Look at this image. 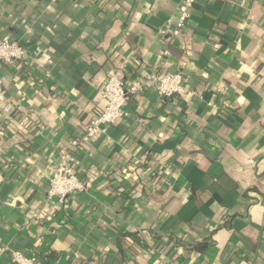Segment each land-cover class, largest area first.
<instances>
[{
    "label": "crops",
    "instance_id": "1",
    "mask_svg": "<svg viewBox=\"0 0 264 264\" xmlns=\"http://www.w3.org/2000/svg\"><path fill=\"white\" fill-rule=\"evenodd\" d=\"M181 3L0 0V37L28 52L2 71L0 264H264V0H198L175 38ZM155 71L186 93L131 98L83 148L86 190L50 201L107 80Z\"/></svg>",
    "mask_w": 264,
    "mask_h": 264
},
{
    "label": "built area",
    "instance_id": "2",
    "mask_svg": "<svg viewBox=\"0 0 264 264\" xmlns=\"http://www.w3.org/2000/svg\"><path fill=\"white\" fill-rule=\"evenodd\" d=\"M197 1L182 0L179 9L180 17L177 27L172 33L173 37L177 38L180 35L182 28L190 19V11ZM161 35H168L167 30H162ZM27 56V50L19 42L0 37V142L6 138L8 131V125L6 122H2V117L11 118L17 113L15 104L10 102L7 97L2 71L5 67L16 68ZM150 88H154L163 100H169L186 93L185 78L179 73L161 75L155 71L143 81L135 82L130 78L119 79L116 76L107 80L103 90L107 102L106 107L86 126L80 136L72 140L70 149L60 153V161L55 168L48 192L50 201L63 204L73 195L86 190L82 171L84 146L102 134L104 128L123 120L127 116L128 101L144 94ZM4 180L0 166V187ZM2 253H6V250L0 248V254ZM10 253L12 264L41 263L39 257L28 255L22 251H11Z\"/></svg>",
    "mask_w": 264,
    "mask_h": 264
},
{
    "label": "trees",
    "instance_id": "3",
    "mask_svg": "<svg viewBox=\"0 0 264 264\" xmlns=\"http://www.w3.org/2000/svg\"><path fill=\"white\" fill-rule=\"evenodd\" d=\"M173 98H174V97H173ZM8 121H10V119H6V120H5V119H4V120L2 119V122H8ZM134 235H136V234H135V233H129V234L123 236L122 238H127V237H131V236H134ZM162 238H163L162 236H161V237H160V236H159V237H156L157 240H162ZM120 240H121V238H120ZM134 241H135V240H134ZM120 242H121V241H120ZM120 242H119V244H118L119 247H120ZM134 244H135V242L133 243V245H134ZM137 244H138L139 246H141V243L137 242ZM119 250H120V248H119ZM120 252H121V250H120Z\"/></svg>",
    "mask_w": 264,
    "mask_h": 264
}]
</instances>
